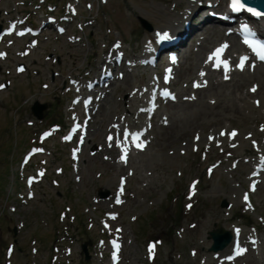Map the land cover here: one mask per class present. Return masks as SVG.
<instances>
[{
  "label": "rangeland",
  "instance_id": "374dc122",
  "mask_svg": "<svg viewBox=\"0 0 264 264\" xmlns=\"http://www.w3.org/2000/svg\"><path fill=\"white\" fill-rule=\"evenodd\" d=\"M67 1L72 2V0H0V25L4 23L7 15L15 18L19 11L28 13L29 18L33 15L35 18H42V12L45 13L44 15L47 14V7L63 13ZM189 2L191 1L77 0V3L72 4H77L74 14L78 15L75 16L71 29L64 36H58L52 29H46L39 39L38 46L28 56L24 58L16 56L17 48L22 50L27 47L24 41H18L19 47L16 45L10 47L7 57L0 59V83L9 80V85L0 90V186L2 188L0 212L4 216L0 218V264H5L4 248L11 242L15 243L11 264L99 262L100 255L95 247L100 231L103 230L101 229L103 212L113 210L110 197L118 175L127 173V169L115 170L111 152H107L105 147L101 148L102 150L98 148L102 146L101 141L106 126L130 112L126 107L129 90L145 82L146 78L137 82L138 78L135 76L129 80L127 89L122 88L124 85L122 81L115 89L110 88L104 103L110 98L112 106L110 105L109 112L106 108L104 113H97L91 122V132L79 162L77 173L80 177L79 181L74 179L75 174L67 167L68 147L61 144L58 137L51 139L46 143V147L51 150L47 166L49 176L35 187L34 199L22 205L17 199V193L23 192L24 188L16 173L19 159L28 146L29 138L36 136V134L33 136L34 133L52 122H68L67 108L72 94L65 92V87L69 77H83L86 73L89 74L87 78L97 75L99 60L103 58L106 48L118 39L122 42L125 54L134 57L140 52L141 43L147 36L151 35L154 29H168L170 18L185 13ZM39 6L41 8L35 11ZM66 10L69 14L72 11L70 8ZM139 17L149 23L152 27L151 31L140 25ZM192 17L193 14L189 18L190 22ZM218 39L219 37L211 43H206L204 47L205 39L201 41L200 46L194 43L196 41L194 39L191 41L194 47L190 48V53H199L201 60L204 52ZM7 45H9L8 41L2 47L6 48ZM20 63L25 65V70L17 74L15 65ZM184 67L183 58L178 73L180 78ZM194 76L195 74H192L188 78L193 79ZM250 83L251 80L243 83L241 89L243 93L247 92ZM226 84L232 87L231 81ZM42 85H47V88H43ZM174 85L181 91L178 95L181 99L178 98L177 102L165 105L157 116L156 124L151 131L154 136L153 143L146 150L151 158L142 167L137 163V157L142 153H138L130 161L129 168L133 169V176L129 178L125 204L115 208L120 212L116 224L123 226L125 232L126 246L123 249L121 264H150L144 257V246L149 239L157 243L156 257L151 264H199L203 258L211 260L212 252L208 250L210 240L207 239V232L213 228L223 227L227 230L226 227L229 229L231 223L244 224V219L249 218V226H241L243 232L250 233L253 225L256 226L258 235L264 232V226L258 220L264 218V187L254 194L252 209L245 211L240 201L241 190L246 188L245 175L248 164L245 161L248 156L253 157L252 150L248 151L245 148L248 154L243 150L242 137L249 131L258 133V126L263 121L237 120L231 116L229 120L219 123L200 122L199 127L194 126L185 136L163 143L162 137H165L166 130L178 119L172 112V107L184 102L182 98L191 92L189 88L191 82L187 84L186 79H180ZM235 93L240 96L239 90L235 89ZM36 100L47 104L42 120L35 119L30 113V106ZM206 100L214 105L217 98L208 94ZM251 103L252 97H249L248 107ZM248 107L245 106L244 113L251 108ZM256 109L264 112V107ZM129 118L132 122L135 121L134 114L129 115ZM28 122L32 124L28 125ZM162 122L166 126L161 124ZM221 127L226 129L233 127L239 131L234 154L241 159L235 169H233L235 161H231V158L226 160L225 165H221L210 177H207L204 174L205 166L219 157L215 153L214 157L207 158L204 155L205 147L200 140L198 151L194 152L191 141L195 134L201 133V141L204 142L207 134L214 135ZM256 137L253 136L251 139ZM20 139H26V144ZM248 141L246 147L249 149ZM92 146L95 147L91 148ZM240 153L241 155H238ZM58 166L63 168L60 176L54 172ZM52 178H57V186L52 183ZM110 178L112 184L111 187H107ZM195 178L199 179V192L189 201L193 202L192 206L186 209L183 203L187 183ZM225 188H229L227 195L221 191ZM99 191H107L108 195L100 198ZM222 200L232 204L231 208L221 206ZM9 206H15V211L10 212ZM60 212H64L65 217H60ZM196 221L203 223V227L190 226L191 222ZM89 224L92 225L89 227ZM14 226H17L15 232ZM111 231L110 229V234ZM262 236L264 237V234ZM84 242L89 248L87 262L84 261L81 252V245ZM54 244H62L63 248L70 247L71 254L66 256L62 251V254H59L61 257L59 263H53L50 258ZM32 247L37 248L35 255L31 252ZM191 249L197 250L196 256H190ZM243 263L264 264V247H259L258 253L247 254L237 264Z\"/></svg>",
  "mask_w": 264,
  "mask_h": 264
},
{
  "label": "bare ground",
  "instance_id": "6f19581e",
  "mask_svg": "<svg viewBox=\"0 0 264 264\" xmlns=\"http://www.w3.org/2000/svg\"><path fill=\"white\" fill-rule=\"evenodd\" d=\"M187 17L188 16L184 15V13L179 15L178 17L173 16L170 18L169 24L171 26H175V28L178 29V32H183L184 27L182 26L183 24L180 23V20L181 19L186 20ZM178 21L179 23L174 25ZM200 30L201 33L206 34L203 47L205 46L206 43L212 42L215 38L219 37L218 32L214 30V26L212 25H209L207 27L205 26L203 29ZM229 40L231 41V48L236 45L235 37L230 36ZM182 57L184 58V63L186 64V67L182 73L181 79H186L190 77L192 74L196 75L197 74L196 70L201 62L199 53L192 54L189 52V50H185ZM215 74L216 73L214 71L210 73L209 85L206 87H202L197 91L198 94L195 100H192V98H190L184 102H181L180 105H176V106L174 105L172 107V112L177 115L178 119L174 121L176 122L174 125H172L169 129L166 130L165 137L164 138L162 137L163 143H169L172 140L179 138L180 136H185L188 133V131L191 130V128H193L194 126L199 127L200 122L219 123L226 119L229 120L230 118H232L231 116H234V118H236L237 120L248 119L254 121L260 119L264 122V112H259L258 109H256L257 108L256 106L252 107L254 103H252V106H250L251 108L248 107L247 105V101L249 100V97H253L252 99L254 100L256 96L251 95L249 92L243 93L241 90L242 85L245 81H249V80L253 81V83H251L249 86L251 87L253 86V84L258 85V88L256 89L255 92H253V94L258 95L259 97L256 98V100L259 101L258 106L264 107V66L263 65L257 66L253 72L244 71L242 73H236L235 78L232 79V83H231L232 87L227 86L226 82L218 80ZM122 83L125 85V89H127V86H129L128 85L129 79L126 78L122 80ZM247 88L249 87L247 86ZM235 89L240 91V96L236 95ZM208 94L215 96L217 98L216 103L214 105H211L207 102L206 96ZM132 95L130 97H132ZM137 100L139 99L130 98L129 101H127L128 107L132 108ZM134 101L135 103H133ZM106 103L108 104L106 105L107 107L106 106L105 107L109 112L110 110L109 107L112 106L111 99L108 98L106 100ZM245 106L250 108L248 109L247 113H244ZM255 135L264 138L262 132L258 131V133L256 132ZM242 142H244L242 146L245 148L247 141L242 140ZM262 144L264 145V141L262 142ZM249 150L250 149H248V151ZM260 151L263 152L264 148H262ZM218 155L221 156L222 153L221 154L219 153ZM150 158L151 155L147 151H144V153H142L141 156L137 157V163L139 164V166L142 167L149 162ZM111 180L112 179L110 178L107 181L108 187L111 186L112 184ZM221 191H223V193L227 195L229 192V188L221 189ZM223 220L225 221L226 219L223 218ZM195 225L198 226L201 225L203 227V223H201L200 221H196ZM243 242L245 245H247L244 237H242L241 239V243Z\"/></svg>",
  "mask_w": 264,
  "mask_h": 264
},
{
  "label": "snow or ice",
  "instance_id": "6c2138e0",
  "mask_svg": "<svg viewBox=\"0 0 264 264\" xmlns=\"http://www.w3.org/2000/svg\"><path fill=\"white\" fill-rule=\"evenodd\" d=\"M230 8L232 11L234 12H240V11H247L249 13H251L254 16L257 17H264V11H258L256 8L250 7L247 4V0H230ZM15 29V25H12L9 29V31L11 32L12 30ZM245 31H249V29L247 28V26H245ZM20 35H23V33H18ZM159 35V34H158ZM167 33L163 34V35H159L160 39H164L167 38ZM246 44H248L253 51L257 54L258 58L262 61H264V42H254L252 40H248L245 39L244 41ZM228 47L227 44L222 45L219 49L216 50V55L220 54L223 52V50H225ZM4 54L0 53V56H3ZM174 59V58H173ZM209 59H213L212 56L209 57ZM248 57H241L240 58V62L236 65L237 68L243 70L245 67V63L248 61ZM219 66V65H217ZM224 67L227 69L229 68V65L227 63V61H224ZM23 68H18V71H23ZM170 72V70H169ZM203 75V73H202ZM225 79H228L227 73L225 74ZM201 85L199 84H194V87H200ZM5 86L4 85H0V89H3ZM251 91L255 92L256 91V86H253L252 89H250ZM166 95H171L170 93H165ZM174 98V97H172ZM257 104L259 105V101H257ZM77 127H79V125H77ZM262 130H264V126H262ZM229 135L230 137L234 138L237 135V132L235 130L231 131L230 133H225V132H221V135ZM131 135V140H132V144L139 149H143L145 147V144L140 141V136L143 135V133H132L130 134L128 132L127 129L124 130L123 132V141H121L119 138H116V144L117 146H121L124 142L128 141ZM67 139V138H66ZM108 141H109V146H111V142L113 141V136L109 135L107 137ZM197 139H199V137L197 136ZM210 139H213L212 137H210ZM255 143V142H254ZM234 146V145H233ZM36 151H42V149H37ZM129 149L128 147L125 145L122 147L121 149V157L120 159L124 162H127V153H128ZM40 175H43V173H40ZM31 182V181H30ZM123 182V181H122ZM123 189H121L122 191ZM245 200L248 199L247 194L245 195ZM117 203H122L121 200L117 199ZM250 206V205H249ZM190 207V206H189ZM112 218L115 219V215H112ZM107 227V225H105ZM117 231H120L119 229ZM239 231V230H237ZM113 247L115 249V251L113 252V259L115 261H118L119 257H118V252H119V248L120 245L117 241L113 240L112 241ZM150 258H152L154 256V252H155V245H150ZM247 251V249H243V248H239V246H237V251H236V255H243L245 252ZM227 259H234V257H228Z\"/></svg>",
  "mask_w": 264,
  "mask_h": 264
},
{
  "label": "water",
  "instance_id": "95a60500",
  "mask_svg": "<svg viewBox=\"0 0 264 264\" xmlns=\"http://www.w3.org/2000/svg\"><path fill=\"white\" fill-rule=\"evenodd\" d=\"M259 1H264V0H259ZM139 20H140V23H141V25H142L143 27L149 28V25H148L143 19L139 18ZM38 115H39V114H38ZM211 235H212V237H213L215 240H217V233H216V232H211ZM222 246H223V244H220V245H214V246H213V249H216V248H219V247H222Z\"/></svg>",
  "mask_w": 264,
  "mask_h": 264
}]
</instances>
